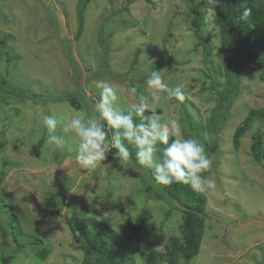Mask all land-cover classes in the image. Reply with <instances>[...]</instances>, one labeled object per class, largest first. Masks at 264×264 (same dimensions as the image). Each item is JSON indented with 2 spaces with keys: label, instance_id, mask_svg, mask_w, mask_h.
<instances>
[{
  "label": "rangeland",
  "instance_id": "rangeland-1",
  "mask_svg": "<svg viewBox=\"0 0 264 264\" xmlns=\"http://www.w3.org/2000/svg\"><path fill=\"white\" fill-rule=\"evenodd\" d=\"M197 1L0 0V264H82L66 218H92L130 236L132 264H168L163 245L180 236L182 214L155 183L153 170L134 160L119 164L120 156L108 153L86 171L74 159V137L63 151L46 143L45 116L93 115L100 98L96 80L118 89L115 106L125 113L145 97L147 115L178 120L183 136L198 139L212 160L203 174L214 187L201 193L200 250L178 264H264V159L251 154L258 130L264 150V123L253 119L238 146L233 143L247 114L264 107V80L244 69L237 96L228 102L232 86L219 57L214 4L203 0L200 11V33L211 46L206 59L192 10ZM153 70L170 86L182 84L185 99L149 89ZM68 95L76 106L60 99ZM41 140L36 157L32 148ZM143 209L144 224L132 230Z\"/></svg>",
  "mask_w": 264,
  "mask_h": 264
},
{
  "label": "trees",
  "instance_id": "trees-1",
  "mask_svg": "<svg viewBox=\"0 0 264 264\" xmlns=\"http://www.w3.org/2000/svg\"><path fill=\"white\" fill-rule=\"evenodd\" d=\"M191 5L193 4L191 3ZM203 7V0H198L192 10L194 9L193 13L198 25L197 38L203 45L205 58L207 59L211 53V46L207 41H204V36L200 33L202 28L200 27L202 22V13L200 11ZM246 9L250 11V15L247 20L242 21L240 15ZM213 11L220 35L219 57L223 59L222 63L226 71L224 77L228 82V86H232L230 93H227L229 102L237 96L239 79L244 69H251L257 72L259 77L264 80V0H219L218 3L213 5ZM79 15H81L80 11ZM79 18L81 19L80 16ZM232 65H234L233 69H231ZM210 66L211 70L214 71L211 62ZM229 70L232 73L234 72V80H231ZM211 74L212 77H215L214 73ZM212 86L217 87L215 78H213ZM220 93L218 91L217 94ZM60 99L69 101L72 105H77L74 96H62ZM145 115H147V112H145ZM255 118L264 123V107L251 110L243 119L242 124L236 128L233 133L235 147L238 146L239 139ZM214 121L212 120L211 122L213 123ZM137 123H139L138 119ZM207 131L209 134L218 133V131L212 129ZM172 139L174 137H170L169 143H171ZM262 140L263 136L258 130L252 136L251 143V154L257 162L264 159ZM41 146L42 140L32 148V152L36 157L40 156ZM130 151L132 152L130 161H135L134 150L130 149ZM109 154H118V150L112 148ZM148 181L150 183L153 182L151 180ZM160 188L166 194V198L172 208L181 210L182 214L180 236H170L163 245L168 255V264H178L180 259L190 260L198 255L203 234L206 198L201 193L193 192L189 186L180 183L160 186ZM145 220L146 210L143 209L136 218L135 225L130 226L131 229L140 228ZM65 221L74 238L75 248L81 250L84 254L85 258L82 264H90L91 261H96L97 264H132L134 250L127 243L131 238L130 236L123 237L106 224L99 223L92 218L82 220L81 223L68 220L67 218Z\"/></svg>",
  "mask_w": 264,
  "mask_h": 264
},
{
  "label": "clouds",
  "instance_id": "clouds-1",
  "mask_svg": "<svg viewBox=\"0 0 264 264\" xmlns=\"http://www.w3.org/2000/svg\"><path fill=\"white\" fill-rule=\"evenodd\" d=\"M218 2L209 0L212 4ZM249 15L246 9L240 19L247 20ZM94 84L100 90V98L93 106V115L75 113L71 117H58L53 113L44 117L43 124L49 133L47 144L63 151L68 138L74 137V159L86 171L95 170L105 162L112 148L127 163L132 156L131 149L139 166L153 170V179L158 185L180 183L196 193L214 187V181L203 175L212 168L211 158L198 139L183 136L178 120H162L156 113L145 115L149 105L143 96L125 113L115 106L119 98L117 88L104 80H96ZM146 85L169 99H185L183 85L170 86L161 71H150ZM136 91V88L129 89L132 95ZM105 124L111 130L110 139ZM58 126H62L63 134H57ZM170 137H174L171 143Z\"/></svg>",
  "mask_w": 264,
  "mask_h": 264
},
{
  "label": "water",
  "instance_id": "water-1",
  "mask_svg": "<svg viewBox=\"0 0 264 264\" xmlns=\"http://www.w3.org/2000/svg\"><path fill=\"white\" fill-rule=\"evenodd\" d=\"M80 29H81V26H79V30H78V33H77V34H79V32H80Z\"/></svg>",
  "mask_w": 264,
  "mask_h": 264
}]
</instances>
